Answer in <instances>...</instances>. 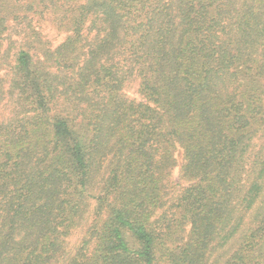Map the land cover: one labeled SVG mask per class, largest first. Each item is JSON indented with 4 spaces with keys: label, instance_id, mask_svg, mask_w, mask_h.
Instances as JSON below:
<instances>
[{
    "label": "trees",
    "instance_id": "1",
    "mask_svg": "<svg viewBox=\"0 0 264 264\" xmlns=\"http://www.w3.org/2000/svg\"><path fill=\"white\" fill-rule=\"evenodd\" d=\"M0 264H264V0H0Z\"/></svg>",
    "mask_w": 264,
    "mask_h": 264
},
{
    "label": "rangeland",
    "instance_id": "2",
    "mask_svg": "<svg viewBox=\"0 0 264 264\" xmlns=\"http://www.w3.org/2000/svg\"><path fill=\"white\" fill-rule=\"evenodd\" d=\"M42 30H43V33L45 34V36L48 39H50L54 45H57L66 36V31L58 30L49 21H45L42 24ZM132 93L135 94V91L133 90ZM175 174H177V173H175Z\"/></svg>",
    "mask_w": 264,
    "mask_h": 264
}]
</instances>
